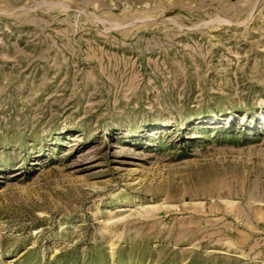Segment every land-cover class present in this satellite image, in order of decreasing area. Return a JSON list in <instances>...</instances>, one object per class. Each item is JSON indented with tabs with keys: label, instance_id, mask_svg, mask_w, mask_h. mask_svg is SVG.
I'll return each mask as SVG.
<instances>
[{
	"label": "rangeland",
	"instance_id": "374dc122",
	"mask_svg": "<svg viewBox=\"0 0 264 264\" xmlns=\"http://www.w3.org/2000/svg\"><path fill=\"white\" fill-rule=\"evenodd\" d=\"M0 264H264V0H0Z\"/></svg>",
	"mask_w": 264,
	"mask_h": 264
},
{
	"label": "bare ground",
	"instance_id": "6f19581e",
	"mask_svg": "<svg viewBox=\"0 0 264 264\" xmlns=\"http://www.w3.org/2000/svg\"><path fill=\"white\" fill-rule=\"evenodd\" d=\"M263 116V115H262Z\"/></svg>",
	"mask_w": 264,
	"mask_h": 264
}]
</instances>
